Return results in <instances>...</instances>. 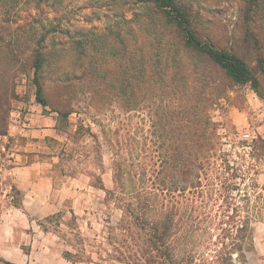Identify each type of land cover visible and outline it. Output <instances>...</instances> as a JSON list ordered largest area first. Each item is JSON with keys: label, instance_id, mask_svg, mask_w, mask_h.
Segmentation results:
<instances>
[{"label": "rangeland", "instance_id": "rangeland-1", "mask_svg": "<svg viewBox=\"0 0 264 264\" xmlns=\"http://www.w3.org/2000/svg\"><path fill=\"white\" fill-rule=\"evenodd\" d=\"M144 1L67 0L57 15L44 8L72 32L57 40L72 41L85 30V52L77 57L70 44L54 49L49 68L39 70L32 54L12 62L0 57V264H122L113 252L123 198L113 162L148 161L155 149L151 119H186L187 98L179 99L204 74L217 81L204 92L215 97L208 115L239 189L229 192L237 212L210 213L253 219L250 243L233 264H264V139L251 130L264 119V0H177L200 40L245 63L255 80L246 84L186 50L155 3ZM176 70L186 79L165 83ZM93 89L100 94L92 101ZM173 96L176 111L166 103ZM237 116L243 126H235ZM211 233L214 240L220 234Z\"/></svg>", "mask_w": 264, "mask_h": 264}, {"label": "trees", "instance_id": "trees-1", "mask_svg": "<svg viewBox=\"0 0 264 264\" xmlns=\"http://www.w3.org/2000/svg\"><path fill=\"white\" fill-rule=\"evenodd\" d=\"M66 1L0 0V57L12 62L20 54L29 53L39 70L49 68L45 60L53 55L54 49L64 52L70 44L77 50V57L85 52V47L82 48L85 30H77L72 41L57 40L58 35L71 38L72 32L55 23L56 18L45 15L49 11L56 15L62 13ZM147 2L155 3L156 14L164 20L166 17L167 25L176 28L184 48L195 53L196 58L210 63L237 84L255 82L243 61L197 37L185 8L177 0ZM125 50L122 45L123 53ZM142 73L143 66H140L138 74ZM181 73L176 70L165 74V83L173 85L186 79ZM155 75L156 80L160 78V71ZM191 84L196 90L179 99L187 98L186 119H151L155 149L148 161L134 166L119 157L113 162L116 191L123 196L117 204L122 218L115 228L118 237L113 252L122 264H233L234 254L242 257L250 243L253 219L210 213L216 207L237 212L229 192L239 189L231 183L227 155L219 153L218 125L208 115L207 107L215 97L204 92L210 85L217 87V81H211L204 74L195 77ZM169 91L176 89L170 87ZM176 92L172 94H182ZM99 94V90L93 89L91 100ZM174 96L166 103L176 111L181 106L173 104ZM136 179L140 185L134 190ZM108 194L115 195L112 191ZM222 197L225 205H219ZM214 229L220 232L216 240L211 233ZM70 255L66 253L67 257Z\"/></svg>", "mask_w": 264, "mask_h": 264}, {"label": "crops", "instance_id": "crops-1", "mask_svg": "<svg viewBox=\"0 0 264 264\" xmlns=\"http://www.w3.org/2000/svg\"><path fill=\"white\" fill-rule=\"evenodd\" d=\"M28 120L30 121L39 120L40 125L44 127L52 126L54 124V119H28ZM245 121L248 123V119ZM234 124L236 127H238L239 125L243 126L245 124L244 119L237 116L234 119ZM251 130L255 132L256 134H259L260 136H262V138L264 139V119H261V123L255 126V129H251ZM43 131H49V130L47 129Z\"/></svg>", "mask_w": 264, "mask_h": 264}]
</instances>
